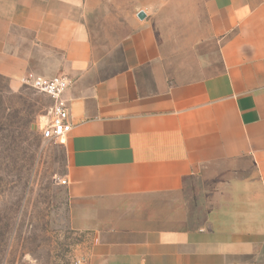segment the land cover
I'll list each match as a JSON object with an SVG mask.
<instances>
[{
    "label": "crops",
    "instance_id": "crops-1",
    "mask_svg": "<svg viewBox=\"0 0 264 264\" xmlns=\"http://www.w3.org/2000/svg\"><path fill=\"white\" fill-rule=\"evenodd\" d=\"M172 45L198 48L195 78L168 76ZM31 72L72 79L84 264H264V0H0V75ZM209 175L223 191L192 225L185 190Z\"/></svg>",
    "mask_w": 264,
    "mask_h": 264
},
{
    "label": "rangeland",
    "instance_id": "rangeland-1",
    "mask_svg": "<svg viewBox=\"0 0 264 264\" xmlns=\"http://www.w3.org/2000/svg\"><path fill=\"white\" fill-rule=\"evenodd\" d=\"M214 47L201 46L202 54L213 55ZM197 49L166 47L164 62L172 80L195 78L205 63ZM121 58L118 51V69ZM52 103L48 95L23 83L12 87L0 75V264H76L92 247V230L73 220L68 191L60 183L67 151L60 141L42 135ZM219 187L216 175L189 183L185 200L192 225L204 221L213 197L223 191Z\"/></svg>",
    "mask_w": 264,
    "mask_h": 264
},
{
    "label": "built area",
    "instance_id": "built-area-1",
    "mask_svg": "<svg viewBox=\"0 0 264 264\" xmlns=\"http://www.w3.org/2000/svg\"><path fill=\"white\" fill-rule=\"evenodd\" d=\"M21 82L36 90L48 95L53 103L49 112V120L42 128V135L47 140L63 142L71 132L73 124L68 102L65 93L72 84V79L68 76L46 77L35 73H28L22 77ZM61 184H67V180L61 179ZM77 261L76 264H81Z\"/></svg>",
    "mask_w": 264,
    "mask_h": 264
},
{
    "label": "water",
    "instance_id": "water-1",
    "mask_svg": "<svg viewBox=\"0 0 264 264\" xmlns=\"http://www.w3.org/2000/svg\"><path fill=\"white\" fill-rule=\"evenodd\" d=\"M138 17L140 19H144L146 17V13L144 11L139 12Z\"/></svg>",
    "mask_w": 264,
    "mask_h": 264
}]
</instances>
